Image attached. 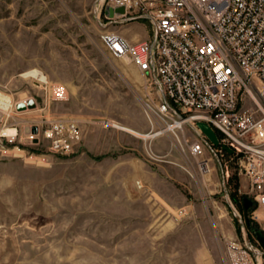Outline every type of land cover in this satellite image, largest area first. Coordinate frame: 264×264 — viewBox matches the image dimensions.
I'll list each match as a JSON object with an SVG mask.
<instances>
[{
    "label": "rangeland",
    "instance_id": "374dc122",
    "mask_svg": "<svg viewBox=\"0 0 264 264\" xmlns=\"http://www.w3.org/2000/svg\"><path fill=\"white\" fill-rule=\"evenodd\" d=\"M105 9V0H0V89L41 104L22 77L41 70L68 93L48 115L82 125L71 154L50 153L43 135L0 148V264H230L229 239L259 249L264 264V221L244 210L235 160L209 143L212 172L202 175L171 131L147 138L167 125L151 124L144 77L101 36L148 40L153 29ZM103 119L126 130L91 126Z\"/></svg>",
    "mask_w": 264,
    "mask_h": 264
},
{
    "label": "built area",
    "instance_id": "2783aa9c",
    "mask_svg": "<svg viewBox=\"0 0 264 264\" xmlns=\"http://www.w3.org/2000/svg\"><path fill=\"white\" fill-rule=\"evenodd\" d=\"M105 1L109 20L124 23L145 17L153 29V37L135 43L117 32L101 36L114 58L132 64L144 77L151 124L161 120L167 125L149 135L171 131L196 160L198 171L208 175L211 159L205 156L210 142L197 123L209 124L220 140V147L211 146L235 160L248 183L253 218L264 221L259 214L264 213V0ZM24 78L42 102L29 93L0 89V148L21 151L26 145H40L43 135L50 153H73L82 125L48 115L52 101H67L66 89L41 70H30ZM30 100L36 102L35 109L17 110ZM31 112L35 117L20 118ZM35 126L38 135L32 134ZM91 126L126 130L109 119ZM225 170L229 176L228 163ZM226 249L230 264H259L262 255L237 239H229Z\"/></svg>",
    "mask_w": 264,
    "mask_h": 264
},
{
    "label": "water",
    "instance_id": "95a60500",
    "mask_svg": "<svg viewBox=\"0 0 264 264\" xmlns=\"http://www.w3.org/2000/svg\"><path fill=\"white\" fill-rule=\"evenodd\" d=\"M138 20H146V18L145 17H134L130 19V21H138ZM35 108H36V102L34 100H30L27 104L20 103L17 106V110L20 112L26 111L27 109L33 110ZM197 127L204 133V135L207 137V139L213 146H215L216 148L220 147L219 137L209 124L205 122H198ZM32 134L33 135L39 134L38 127L35 126L32 128ZM222 149L231 155L234 153L233 150L227 147L226 145H222ZM253 205L254 203L250 198L245 197L243 199V207H244L245 212H249L252 209ZM247 223L248 225H250L251 223L250 220H247ZM256 237H257L259 244L264 249V233L262 231H258L256 232Z\"/></svg>",
    "mask_w": 264,
    "mask_h": 264
},
{
    "label": "bare ground",
    "instance_id": "6f19581e",
    "mask_svg": "<svg viewBox=\"0 0 264 264\" xmlns=\"http://www.w3.org/2000/svg\"><path fill=\"white\" fill-rule=\"evenodd\" d=\"M28 72H26V73H24L23 75H22V77H25L26 76V74H27ZM113 122H115V121H113ZM115 124H119V123H117V122H115ZM120 125V124H119ZM162 133H158L157 135H148L147 136V138H155V137H158L159 135H163L164 133H166L167 131L166 130H163V131H161Z\"/></svg>",
    "mask_w": 264,
    "mask_h": 264
},
{
    "label": "crops",
    "instance_id": "0c3cea01",
    "mask_svg": "<svg viewBox=\"0 0 264 264\" xmlns=\"http://www.w3.org/2000/svg\"><path fill=\"white\" fill-rule=\"evenodd\" d=\"M131 23H134V24H136L135 22H131ZM129 41H131V42H138V41H145V40H136V39H134V38H128V37H126Z\"/></svg>",
    "mask_w": 264,
    "mask_h": 264
},
{
    "label": "trees",
    "instance_id": "16d2710c",
    "mask_svg": "<svg viewBox=\"0 0 264 264\" xmlns=\"http://www.w3.org/2000/svg\"><path fill=\"white\" fill-rule=\"evenodd\" d=\"M253 209H251L250 211H252ZM251 222V221H250Z\"/></svg>",
    "mask_w": 264,
    "mask_h": 264
},
{
    "label": "flooded vegetation",
    "instance_id": "af4514ba",
    "mask_svg": "<svg viewBox=\"0 0 264 264\" xmlns=\"http://www.w3.org/2000/svg\"><path fill=\"white\" fill-rule=\"evenodd\" d=\"M250 225H251V223H250ZM250 225H249V226H250Z\"/></svg>",
    "mask_w": 264,
    "mask_h": 264
}]
</instances>
